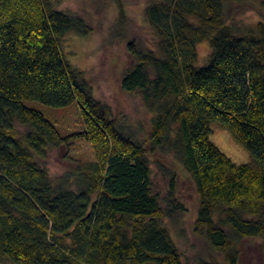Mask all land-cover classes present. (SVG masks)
<instances>
[{
    "label": "trees",
    "instance_id": "16d2710c",
    "mask_svg": "<svg viewBox=\"0 0 264 264\" xmlns=\"http://www.w3.org/2000/svg\"><path fill=\"white\" fill-rule=\"evenodd\" d=\"M245 5L259 20L242 27ZM145 17L154 42H128L132 62L120 79L151 113L140 141L65 56V35L86 34L85 20L54 0H0L2 264H189L165 221L185 211L175 187L183 174L196 192L193 232L224 260L192 264H237L243 239L264 240V0H148ZM204 40L211 53L197 66ZM33 100L77 101L84 130L63 136L25 104ZM214 121L252 163L211 141ZM77 138L91 142L95 160L53 178L45 162ZM160 154L175 168L165 205L152 179Z\"/></svg>",
    "mask_w": 264,
    "mask_h": 264
},
{
    "label": "rangeland",
    "instance_id": "374dc122",
    "mask_svg": "<svg viewBox=\"0 0 264 264\" xmlns=\"http://www.w3.org/2000/svg\"><path fill=\"white\" fill-rule=\"evenodd\" d=\"M147 3L148 0H54L55 8L81 16L89 27L86 34L70 31L65 35L63 49L66 58L84 72L94 96L110 105L125 130L140 141L148 138L151 113L139 95L120 88V79L132 62L127 49L128 42L135 40L142 45L154 42L153 31L145 17ZM241 9L239 13L236 12V21L242 27L259 20L256 11L249 5ZM197 52L195 65H206L211 53L210 42H199ZM25 104L42 112L63 136L84 130L82 111L77 101L64 107H52L34 100L26 101ZM211 129V141L233 162L252 163L250 151L238 143L227 128L214 121ZM160 155V165H156L155 159H152V179L154 190L165 205L175 168H172L174 161L171 156ZM93 160L95 153L91 142L77 138L73 139L70 148L52 151L45 165L51 176L58 179L75 168L76 162ZM183 175L175 182V187L185 211L165 219L170 234L185 262L192 264L204 258L224 263L223 257L212 250L204 238L193 232L196 192L188 175ZM238 248L240 257L237 264H264L263 239H243Z\"/></svg>",
    "mask_w": 264,
    "mask_h": 264
},
{
    "label": "water",
    "instance_id": "95a60500",
    "mask_svg": "<svg viewBox=\"0 0 264 264\" xmlns=\"http://www.w3.org/2000/svg\"><path fill=\"white\" fill-rule=\"evenodd\" d=\"M0 264H2V263L0 262Z\"/></svg>",
    "mask_w": 264,
    "mask_h": 264
}]
</instances>
